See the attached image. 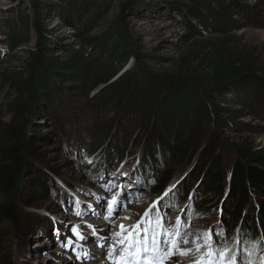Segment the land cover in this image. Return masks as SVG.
<instances>
[{"label":"rangeland","instance_id":"obj_1","mask_svg":"<svg viewBox=\"0 0 264 264\" xmlns=\"http://www.w3.org/2000/svg\"><path fill=\"white\" fill-rule=\"evenodd\" d=\"M34 1L39 7L41 25L51 36L53 52L63 58V49L77 41L76 29L61 18L62 10L69 11L82 0ZM96 1L100 4V13L107 12L100 23L102 27L120 14L122 6L128 7L125 16L131 31L149 53L164 58L161 68L178 65L180 57L194 49L192 43L200 53L208 49L214 52L223 39L230 48L256 50L264 62V0H231V5L234 2L239 4L235 12L237 22L226 37L203 29L194 22V17L189 19L197 30L190 28L183 17L186 13L180 11V0ZM32 2L0 0V74L24 65L35 47V31L31 33V43L17 52L12 53L8 42L10 32L31 26L38 12ZM5 66L8 70L2 69ZM131 67L130 62L126 69ZM102 89L101 86L92 88L90 99L93 106L80 107L67 100L63 105H45L38 119L28 128V138L36 150L27 157L29 166L25 172L23 199L11 204L20 222L19 227L13 230L0 216V264H94L103 254L110 264L135 261L139 258L135 255L138 249L130 254L129 242L134 226L142 219L155 229L157 250L147 254V261L151 260L153 264H181L180 261L202 264L203 260H207V264H229L233 257L236 264L262 261V257L255 258L258 242L251 238L252 244L250 241L247 244H251L252 249L243 245L247 242L245 220L234 213L229 203L236 155L227 147L221 149V188L213 179L216 174L214 157L202 158L203 151L213 139L214 126L206 129L199 150L189 156L175 158L154 152L150 157L154 169L150 170L144 166L142 154L149 147L151 134L160 126L153 124L147 128L110 105L102 106ZM8 96V89L0 85L2 129L11 120L5 107ZM95 105L100 106L96 108ZM246 111L249 113L241 119L249 126L244 128V136L252 140L257 149L264 151V106L256 103ZM108 125H119L121 131L113 134L110 141L96 144L102 128ZM184 129L174 128L178 143L186 133ZM223 130L225 138L236 140L241 137L235 129ZM1 138L0 129V141ZM124 149L129 151L128 157L122 163L114 164L113 171L108 172L107 168L96 173L108 156L118 157ZM167 176L169 181L162 192L155 193ZM179 190L182 191L180 199H173ZM253 197L264 202L259 193L253 192ZM114 200H118V205H114L115 210L110 216L109 207ZM146 212H149L148 217H145ZM161 225L167 235H160ZM73 228L79 235L73 232ZM209 232L212 234L210 240L206 238ZM194 235L202 236V243L190 240L189 245L200 249L205 243L206 249H210L205 258L201 251L196 252L198 259L192 263L187 255L179 253L186 246L187 237L193 239ZM174 243L177 244L175 249ZM101 244L104 247H100ZM216 249L228 251L221 255ZM172 252L176 254H170Z\"/></svg>","mask_w":264,"mask_h":264},{"label":"trees","instance_id":"obj_2","mask_svg":"<svg viewBox=\"0 0 264 264\" xmlns=\"http://www.w3.org/2000/svg\"><path fill=\"white\" fill-rule=\"evenodd\" d=\"M180 1V11L186 13L183 17L193 30L197 27L192 25L189 19L192 17L203 29L223 37L237 22L235 12L239 4L231 5V0ZM32 3L38 12L31 26L10 32L8 42L12 53L17 52L31 43V33L35 31V47L24 65L0 74V85L9 92L5 107L11 115L5 129L0 128V216L13 230L19 227L11 204L24 196L25 172L29 166L27 157L36 150L27 130L38 119L40 110L50 103L63 105L65 100L80 107L93 106L91 90L101 86L102 106L110 105L147 128L153 124L160 126L150 133L152 140L142 154L143 164L150 170L154 169L150 159L154 152L175 158L189 156L199 150L206 129L214 126L213 139L202 158L214 157L216 174L213 179L221 188V149L227 147L236 155L229 203L234 213L245 220L246 244L249 241L252 244L251 238L258 242L255 258H260V253H264V202L254 198L253 192L264 198V151L244 136V128L249 126L241 121L249 113L247 107L256 103L264 106V62L257 51L245 47L230 48L223 39L214 52L208 49L200 53L192 43L194 49L182 55L178 65L161 68L164 58L149 53L131 31L125 16L127 6H122L120 14L102 27L100 23L107 12L100 13V4L96 0H82L69 11L62 10L61 18L76 29L77 42L66 46L64 56L60 58L52 50L47 29L41 25L37 2L33 0ZM130 62L132 67L127 70ZM2 69L8 70L6 66ZM99 106L95 105L96 108ZM118 126H104L95 143L110 141L113 134L121 131ZM174 128H185L181 143L174 137ZM225 128L235 129L241 137L236 140L223 137ZM128 154L129 151L124 149L118 157L108 156L96 173L107 168L108 172L113 171V165L122 163ZM168 181L167 176L155 193L162 192ZM181 192L174 193L173 199H180ZM246 244L243 243L246 248H253ZM262 258L256 264H263L264 255Z\"/></svg>","mask_w":264,"mask_h":264},{"label":"snow or ice","instance_id":"obj_3","mask_svg":"<svg viewBox=\"0 0 264 264\" xmlns=\"http://www.w3.org/2000/svg\"><path fill=\"white\" fill-rule=\"evenodd\" d=\"M168 191H171V189H169ZM165 195H167V192H165ZM114 205H118V200H114L113 205H110L109 207L110 216L113 214L115 210ZM152 207H155V204H153ZM148 216H149V212H146L145 217ZM141 225H145V226L141 227ZM160 227H161L160 235L161 236L167 235L166 230L163 229L162 225ZM121 230L124 231L123 225H121ZM73 232L79 235L76 228H73ZM117 235L120 234L118 233ZM211 235H212L211 232H209L208 234H206V238L210 240ZM80 238L83 239V237ZM166 242L167 241H161V243H166ZM69 243H71V241H69ZM156 243L157 241L155 239V229H153L151 224L147 223L145 219H142L140 222H138L136 226H134L132 238L129 242V253L132 254L133 250L138 249V251H135V255L139 258L136 259L135 261L124 260L122 261V264H145V262L147 261V254L149 252L157 250ZM100 247H104V245L101 244ZM176 247L177 244L174 243L173 248L175 249ZM215 251H218L221 253V255H224L228 251V249H224V250L216 249ZM170 254H176V253L172 252ZM179 254L186 255L187 253H179ZM109 256L111 258L112 253H110ZM229 264H236L235 257L232 258Z\"/></svg>","mask_w":264,"mask_h":264},{"label":"bare ground","instance_id":"obj_4","mask_svg":"<svg viewBox=\"0 0 264 264\" xmlns=\"http://www.w3.org/2000/svg\"><path fill=\"white\" fill-rule=\"evenodd\" d=\"M101 159V158H100ZM101 161V160H100ZM192 232V231H191ZM189 235V234H188ZM195 236V238H193L192 239V237L191 238H189V236L187 237V239L184 241V242H186V246L184 247V248H182L181 249V251H180V253H187L186 255L189 257V259L192 261V263H193V260L195 261V260H197L198 259V257H197V253L196 252H198V251H200V249L202 248V246H201V248L199 249V248H197V247H195V246H191V245H189V242L188 241H190V240H193V241H196V242H198L199 244L200 243H202V236H199V235H194ZM184 239V238H183ZM197 244V243H196ZM92 246V245H91ZM98 252V251H97ZM99 254V253H98ZM94 255V254H93ZM97 255V254H96ZM105 255L106 254H103L102 256H100V258L96 261V262H94V264H110V261L105 257ZM73 257V256H72ZM206 256L205 255H203V258H205ZM98 258V257H97ZM180 263L181 264H188L187 262H182V261H180ZM201 264V263H200ZM202 264H207V260H203V262H202Z\"/></svg>","mask_w":264,"mask_h":264}]
</instances>
